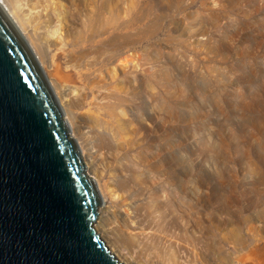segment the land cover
<instances>
[{
    "label": "rangeland",
    "instance_id": "rangeland-1",
    "mask_svg": "<svg viewBox=\"0 0 264 264\" xmlns=\"http://www.w3.org/2000/svg\"><path fill=\"white\" fill-rule=\"evenodd\" d=\"M3 2L47 81L65 96L58 97L61 109L79 98L81 86L64 77L74 64L90 73L92 85L114 78L113 86L119 82L116 88L132 89L137 98L132 115L150 152L152 195L115 207L104 199L98 218L106 224L96 226L97 218L94 229L115 258L123 264H264V0ZM83 26L104 32L101 49L57 58L47 44L51 32L78 34ZM114 49L107 67L89 65ZM76 102L63 115L87 174L102 185L107 163L95 148L87 109ZM129 114L122 116L129 120ZM139 207L141 221L142 208L152 214L145 235L133 230Z\"/></svg>",
    "mask_w": 264,
    "mask_h": 264
},
{
    "label": "water",
    "instance_id": "water-1",
    "mask_svg": "<svg viewBox=\"0 0 264 264\" xmlns=\"http://www.w3.org/2000/svg\"><path fill=\"white\" fill-rule=\"evenodd\" d=\"M100 207L58 100L0 10V264H123L94 229Z\"/></svg>",
    "mask_w": 264,
    "mask_h": 264
},
{
    "label": "bare ground",
    "instance_id": "bare-ground-1",
    "mask_svg": "<svg viewBox=\"0 0 264 264\" xmlns=\"http://www.w3.org/2000/svg\"><path fill=\"white\" fill-rule=\"evenodd\" d=\"M0 10L16 28L19 36L22 38L20 30L18 29L12 14H10L8 9L5 7L3 0H0ZM46 17L47 20L45 21V23L49 27L52 23V18L48 14L46 15ZM64 19L67 22L69 21V18H67L66 16H64ZM103 33L104 32H102L100 29H97L96 31L86 30L85 26L82 27L81 32H79L78 34L76 33L77 36L76 34H69L68 30L65 31L64 36L61 34V32L59 33L58 31L54 30L51 32L49 37H47V44L49 47H52L57 51V58L61 54H63L66 56L71 55V59L76 56V54H85V52H87V50L89 49H101L99 47H101V45H103L105 41L101 37L103 36ZM110 34L114 36V31H112V33ZM65 36L70 39L68 41H65ZM116 55L117 51L114 49L111 55L108 54L101 56V58L99 59L96 58L93 64L89 63V65H91V67H95L96 70H100V68H102L103 66L107 67L108 64L113 62V60L116 58ZM80 57L82 58V55H80ZM69 67H71L73 70L68 72L66 71L64 77L67 82L76 83L81 86V89L78 91V101L76 102V97L75 102L77 105H80L87 109V113L90 115V119L93 125V134L95 135L98 142L95 148L107 163V171L105 173V176H103V179L106 180L102 185L99 183L98 178L96 179L94 177L93 179V177H90L86 172V174L95 183L99 197L101 199V206L104 203L105 198L108 199L110 207H115L118 202L120 203L122 200H130L133 204L140 198L149 199L148 197L152 195V186L148 185V175L152 172V170L146 165V159L150 155V152L149 150L145 149V147L141 145V141L138 140L139 127L137 126L138 124L134 125L136 120L132 115V113L135 112L134 110L137 108V98L133 90L128 89V91L125 92L121 88H116V86L119 85V82H117V85L115 84V86H113L114 82L112 79L114 78L104 80L102 79V81L95 80L96 82H94V84L92 85L93 81H90L91 84L89 83L91 75L87 70L83 71L84 69H82L80 65L75 64L72 66L70 65ZM47 83L51 88L53 94L54 92L57 93V96L55 97L58 98L62 96V94L60 96V93H62L59 90L60 88H58L55 83L50 81H47ZM64 98L65 96L63 97V99ZM59 101L60 99L58 100V103ZM72 101H68L69 103L67 104V107L63 104L64 108H62L61 110L65 111V114H67L68 109H71L72 104L75 103H73ZM162 101L163 102H161V106L164 107L165 102L163 98ZM59 105L61 104L59 103ZM119 109H122V111L119 112ZM126 112L130 113L129 116H131V119L126 120L125 118H123V114H125ZM177 161L179 164L180 161ZM117 192H123V194L120 196V199L116 195ZM170 202L171 201L166 203V209H169L171 207ZM142 210L145 213V219L143 221L138 219V212L140 211V207L135 208L133 211L135 215V228H133V230L135 232L137 231V229L142 230L144 234L147 231L150 232V217L152 214L150 215V210L148 209V207L142 208ZM98 219L99 220L96 226H99V224H106V217L103 219L99 217ZM129 241L131 242V240ZM128 244L132 245L133 243L128 242Z\"/></svg>",
    "mask_w": 264,
    "mask_h": 264
},
{
    "label": "crops",
    "instance_id": "crops-1",
    "mask_svg": "<svg viewBox=\"0 0 264 264\" xmlns=\"http://www.w3.org/2000/svg\"><path fill=\"white\" fill-rule=\"evenodd\" d=\"M254 254H256V251H252ZM260 254V253H259Z\"/></svg>",
    "mask_w": 264,
    "mask_h": 264
}]
</instances>
